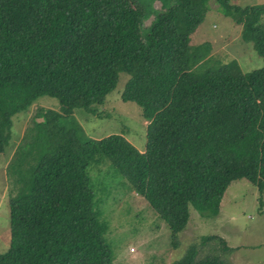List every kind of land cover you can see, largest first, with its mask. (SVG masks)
Masks as SVG:
<instances>
[{
	"label": "trees",
	"instance_id": "obj_1",
	"mask_svg": "<svg viewBox=\"0 0 264 264\" xmlns=\"http://www.w3.org/2000/svg\"><path fill=\"white\" fill-rule=\"evenodd\" d=\"M152 1L0 0V152L16 113L43 95L60 101L59 111H37L6 162L10 240L0 264H112L89 174L105 162L166 222L173 247L189 205L209 218L232 182L264 192V4ZM210 1L241 26L261 67L243 72L235 58L213 60L210 41H191ZM122 71V99L147 122L143 151L121 133L88 137L73 117L95 115ZM230 250L203 234L173 264H226L216 254Z\"/></svg>",
	"mask_w": 264,
	"mask_h": 264
},
{
	"label": "rangeland",
	"instance_id": "obj_2",
	"mask_svg": "<svg viewBox=\"0 0 264 264\" xmlns=\"http://www.w3.org/2000/svg\"><path fill=\"white\" fill-rule=\"evenodd\" d=\"M235 3L243 7L264 4V0H235ZM161 4V0H153L150 5L159 9ZM208 6L209 11L202 25L192 33L191 41H210L213 60L226 63L235 58L243 72L261 67L263 58L252 42L243 40L241 26L224 16L218 3L210 1ZM153 16L151 14L145 23L148 24ZM262 21L264 23V14ZM128 79L129 75L122 71L116 89L107 96L105 104L98 106L95 115L76 109L73 117L88 137L101 138L121 133L139 151H143L147 122L138 104L122 99ZM39 109L59 111L60 101L43 95L26 111L16 113L12 117L10 140L0 152V253L10 240V181L5 174V165L20 143V137L29 125L32 126ZM89 174L98 210L109 223L106 238L115 255L112 264H173L189 244L197 243L201 235L211 233L221 235L232 247L229 253L218 251L216 254L226 264H264V192H258L246 180L235 181L228 186L220 202V210L214 217H202L189 205L188 222L178 233V245L173 247L166 222L143 196L132 191L110 162L91 168ZM207 254L206 248L200 251V256Z\"/></svg>",
	"mask_w": 264,
	"mask_h": 264
}]
</instances>
